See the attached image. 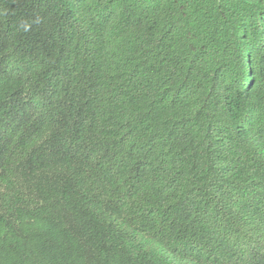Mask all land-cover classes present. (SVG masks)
<instances>
[{
	"label": "trees",
	"instance_id": "trees-1",
	"mask_svg": "<svg viewBox=\"0 0 264 264\" xmlns=\"http://www.w3.org/2000/svg\"><path fill=\"white\" fill-rule=\"evenodd\" d=\"M0 264H264V0H0Z\"/></svg>",
	"mask_w": 264,
	"mask_h": 264
}]
</instances>
